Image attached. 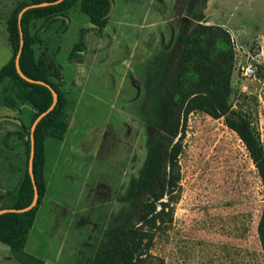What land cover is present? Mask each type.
<instances>
[{"label":"rangeland","instance_id":"obj_1","mask_svg":"<svg viewBox=\"0 0 264 264\" xmlns=\"http://www.w3.org/2000/svg\"><path fill=\"white\" fill-rule=\"evenodd\" d=\"M33 1L0 0V70L12 57L14 13ZM201 10L208 25L231 33L236 60L230 104L249 119L264 145V0H115L101 34L79 2L62 15L29 21L36 57L45 55L47 63L54 60L63 68L60 86L68 100L69 128L62 141L45 140L47 191L27 253L46 264H95L107 248L108 233L133 210L122 197L139 176L147 143L155 136L151 122L176 65L175 42L190 32L193 15ZM81 39L82 52L72 59ZM6 98L14 102L8 105ZM32 116L11 84L0 85L3 210L16 203L29 171L26 139L35 124ZM178 165L179 181L165 200V212L144 228V264H264L258 232L262 182L223 118L202 111L188 116ZM0 264H21L2 243Z\"/></svg>","mask_w":264,"mask_h":264},{"label":"trees","instance_id":"obj_2","mask_svg":"<svg viewBox=\"0 0 264 264\" xmlns=\"http://www.w3.org/2000/svg\"><path fill=\"white\" fill-rule=\"evenodd\" d=\"M35 0L22 3L10 22V46L12 57L0 70V85L9 83L15 98L27 104L33 111L32 125L38 117L48 112L33 132L35 154L33 173L38 190L34 206V185L27 170L22 180L19 196L12 208L22 212H6L0 215V243L10 248L12 256L21 264H46L27 253V238L43 205L47 187L45 171V140L62 141L68 132L66 108L68 100L60 83L64 79L63 68L54 60L47 63L45 55L36 57L35 40L29 34L31 20L49 19L70 11L78 2L101 34L108 26L115 7V0ZM27 10L21 21L24 45L20 54L19 69L16 58L21 49L19 14ZM194 25L190 32L180 35L174 45L177 55L175 67L166 80L164 92L155 108L151 127L155 136L147 143V156L138 177L130 180L122 201L130 203L132 213L107 235V248L96 257L95 264H144V228L154 226L167 208L165 202L176 189L179 181L178 164L183 150V138L188 116L202 111L213 119H224L225 125L235 132L253 161L263 186L264 200V145L253 131L249 119L232 109L230 104L232 77L235 69V44L231 33L222 26L208 25L204 12L193 15ZM83 39L74 47L71 58L82 52ZM24 75L27 79L22 77ZM162 75L157 70L156 80ZM29 80L36 81L30 82ZM43 82L50 86L41 85ZM57 94V99L53 95ZM10 103H9V102ZM10 105L9 99H5ZM25 128V127H24ZM32 132L26 144L28 162L31 152ZM3 208L0 207V212ZM264 243V214L258 227Z\"/></svg>","mask_w":264,"mask_h":264},{"label":"water","instance_id":"obj_3","mask_svg":"<svg viewBox=\"0 0 264 264\" xmlns=\"http://www.w3.org/2000/svg\"><path fill=\"white\" fill-rule=\"evenodd\" d=\"M63 0H60V1H58V3L59 2H62ZM35 6H40V5H32V6H28V7H26V8H24L22 11H21V13L19 14V29H20V35H21V49H20V52H19V54H18V56H17V58H16V66L18 67V69H19V62H20V54H21V51H22V47H23V45H24V41H23V32H22V28H21V21H22V16H23V14L27 11V10H29L30 8H33V7H35ZM22 77L24 78V79H27L28 80V78H26L24 75H22ZM30 82H34V83H36V81H32V80H29ZM37 83H39V84H41V85H44V86H47L50 90H52V88L50 87V86H48L47 84H45V83H43V82H37ZM53 95H54V97H55V101H56V99H57V94L53 91ZM52 110V108L51 109H49L47 112H45V113H43L42 115H40L39 117H38V119L36 120V122H35V124H34V126H33V131H32V137H31V152H30V159H29V174H30V176H31V179H32V182H33V185H34V190H35V199H34V202H33V205L32 206H34L35 204H36V202H37V200H38V197H39V194H38V190H37V186H36V181H35V178H34V173H33V161H34V154H35V144H34V137H33V132H34V130H35V127H36V125L38 124V122L48 113V112H50ZM12 121H14V122H16V123H18L19 125H21L22 124V122L20 121V120H18V119H12ZM6 212H22V211H19V210H14V209H5V210H2L1 212H0V215L1 214H3V213H6Z\"/></svg>","mask_w":264,"mask_h":264},{"label":"crops","instance_id":"obj_4","mask_svg":"<svg viewBox=\"0 0 264 264\" xmlns=\"http://www.w3.org/2000/svg\"><path fill=\"white\" fill-rule=\"evenodd\" d=\"M5 192H6V190H1L0 191V194H2L1 196H0V199H2V200H4V194H5Z\"/></svg>","mask_w":264,"mask_h":264},{"label":"built area","instance_id":"obj_5","mask_svg":"<svg viewBox=\"0 0 264 264\" xmlns=\"http://www.w3.org/2000/svg\"><path fill=\"white\" fill-rule=\"evenodd\" d=\"M251 72H253V70L251 68H248L246 71V74L249 75L248 73H251Z\"/></svg>","mask_w":264,"mask_h":264}]
</instances>
